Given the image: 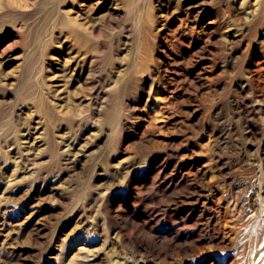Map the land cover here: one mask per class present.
<instances>
[{"label": "rangeland", "instance_id": "rangeland-1", "mask_svg": "<svg viewBox=\"0 0 264 264\" xmlns=\"http://www.w3.org/2000/svg\"><path fill=\"white\" fill-rule=\"evenodd\" d=\"M254 1L0 0V264H264Z\"/></svg>", "mask_w": 264, "mask_h": 264}, {"label": "bare ground", "instance_id": "bare-ground-1", "mask_svg": "<svg viewBox=\"0 0 264 264\" xmlns=\"http://www.w3.org/2000/svg\"><path fill=\"white\" fill-rule=\"evenodd\" d=\"M258 2H261V12L264 11V0H255L254 2H252L251 6L255 7V5H258ZM249 7H246L244 9V11H246V9ZM263 14H261L262 16ZM261 50L264 53V39L262 42V47ZM264 56V55H263ZM249 79L252 83V91L247 92L246 94H242L240 96V111L241 114L245 116L246 119H248L249 117L252 118H258L259 114L263 111L264 109V60L258 62L257 66L251 71L250 75H249ZM232 123V122H231ZM230 125V124H229ZM264 140V139H263ZM260 160V159H259ZM252 164H256V161H252ZM187 174V173H186ZM182 177H187L185 174H182ZM188 178V177H187ZM213 179H209L208 180V184H212ZM262 181H260L257 185V190H255L257 192L259 196L258 200L256 198L251 199L249 198V194H247L246 199L248 201V208L251 207L252 211L257 212V210L260 207H264V184L261 183ZM209 190V188H208ZM254 190V188L251 186L248 189V193H251ZM199 192V191H198ZM205 193V192H204ZM211 193V192H210ZM235 194V193H234ZM208 195V194H207ZM234 196V195H233ZM263 199V200H262ZM203 200V199H202ZM196 201V200H195ZM231 201V205L233 206V209H236L238 207V205L240 204L241 197H238L237 195L234 196L232 198ZM203 202V201H202ZM201 202V203H202ZM245 202V201H244ZM205 203V202H204ZM229 203V202H228ZM247 203V202H246ZM206 205V204H204ZM243 205V204H242ZM246 206V205H245ZM230 208V207H229ZM241 209V208H240ZM247 209V208H245ZM244 210V209H243ZM232 211V210H231ZM240 211V210H239ZM238 211V212H239ZM237 212V214H238ZM248 212V211H247ZM219 213V212H218ZM213 213H211L212 215ZM236 214V213H235ZM242 214V213H241ZM248 214V213H247ZM239 215V214H238ZM217 214L215 213V216H210L208 218L209 221V226H212L214 228H217V230H219V232H221V239H219L220 241H225L228 239V230H226V227H224L225 224H221L217 219H216ZM220 216V215H219ZM214 222V224H211V222ZM222 220V219H221ZM208 227V226H207ZM245 261V259H244ZM242 260L239 258V256L235 257L230 264H242ZM264 262V261H262ZM245 264V262H244Z\"/></svg>", "mask_w": 264, "mask_h": 264}]
</instances>
